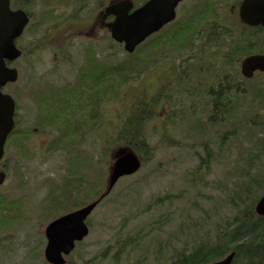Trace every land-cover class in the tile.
Returning a JSON list of instances; mask_svg holds the SVG:
<instances>
[{"label":"rangeland","instance_id":"1","mask_svg":"<svg viewBox=\"0 0 264 264\" xmlns=\"http://www.w3.org/2000/svg\"><path fill=\"white\" fill-rule=\"evenodd\" d=\"M54 1L56 0H36L33 8L36 22L40 20L45 9L58 8ZM111 1L89 0L85 12L80 11L77 17L86 18L91 15L94 7L103 8ZM77 4L80 5L78 1ZM61 9L64 10V15L59 13L58 17L63 21L67 19L63 26L68 28V41H63L62 35L55 33L54 24L57 21L53 20L38 23L36 30L33 29L25 34L22 44L26 45V54L32 46H36L37 50L33 52L31 58L24 56L14 62L20 73V84L24 81V84L35 82L41 87H45L47 83L72 85L75 82V72L83 59L81 49L88 43L96 44L98 53L108 60L121 57L123 47L114 45L113 41L106 38L108 35L102 18L95 31L86 27L83 30L85 32H80L75 27V24L81 22L77 21L80 18L73 19L70 10L65 7ZM61 42L65 43L63 47L67 60V66L63 70L56 68L58 61L51 56V52H48V48L62 49L59 48ZM163 67V65L156 66L144 78L142 76L139 80L130 83L132 88L137 89L142 83L149 92L151 84L153 85L151 88H154L156 83V86L161 85L165 76ZM12 87L10 86L8 91L15 93L17 89L12 90ZM17 104L16 113L22 120L18 126L25 128L23 124L29 125L34 121V109L28 100H21ZM177 106L176 104L178 111ZM198 106L200 111L187 119L184 116L185 121L179 124L177 129L170 128L175 124L169 121L170 116L166 117L162 113L158 115V119L154 118L150 121L147 140L154 147L155 154L149 159L142 158L140 170L131 176L121 178L111 192L92 210L86 220L89 234L71 255L74 264H82L87 260L90 261L88 264H111V260H108L118 248L117 239H124L127 234H148L141 242H137L139 249L132 255L128 264H160L170 256L174 245L179 246L180 228L185 230L192 226V222L198 226V233L201 235L210 237L213 235V225L219 221L217 217L229 214L227 207H220L222 200L233 190L240 199L237 191L245 185V178L240 176L242 172L247 171L253 176L259 169L264 168L260 165L262 161L251 164L246 161L247 157H261L264 154V146L257 144L256 139L253 138H256L257 134L251 130L247 132L248 138H242L241 126L239 134L237 132L229 134L227 128H208L207 132L197 134L191 124L195 120L203 124L205 121L203 112L206 111L201 103ZM118 108L120 103L116 101L107 104L105 106L107 113L103 121L101 119L98 131L86 135L82 143L83 148L92 157L93 170L92 174H89V181L82 184L80 197L76 198L75 192H72V196L76 198L71 197L74 206L64 201L62 205L56 207L54 202L50 213H44L47 204L43 200L47 190L52 188L51 183L54 182L65 188L68 182L64 175L62 152L55 151L47 155L43 151L53 137L50 133L38 131L37 135H31L25 141V147L34 157L27 154L29 158L23 157L24 149L16 151L15 149H19L18 146H9L6 156L13 160L8 163L9 169L5 181L0 186V192L10 193L14 199H22L24 212L20 222L0 227V264H46L39 243L44 242L43 229L47 222L73 207L85 204L103 190L115 147L112 145L110 149L106 148L102 152L101 136L113 133V124L116 123L114 110ZM166 112L170 113L169 108H166ZM108 124L111 127L107 126ZM165 128L173 134L162 136L166 132ZM205 139L209 140V148L213 150L215 158L219 161L213 162L209 168L207 178L211 182L210 186L203 187L194 183L192 185L186 175L197 164L194 151L202 154L197 143ZM193 141L194 146L191 145ZM220 159L223 161L222 164ZM234 167L237 169L233 172ZM69 187H66L67 190ZM213 196L215 199L212 201ZM84 199L87 201L81 202ZM234 211L236 213L238 209ZM158 240L164 244L162 251L157 253V256H160L158 262L154 260L153 254L142 261L144 246H151Z\"/></svg>","mask_w":264,"mask_h":264},{"label":"trees","instance_id":"2","mask_svg":"<svg viewBox=\"0 0 264 264\" xmlns=\"http://www.w3.org/2000/svg\"><path fill=\"white\" fill-rule=\"evenodd\" d=\"M77 1L84 5L88 4L89 0ZM35 2L36 0H18V6L27 8V3L29 5L30 3L35 4ZM50 9H45L46 11L42 12L37 24L56 21L58 15ZM166 41L162 43L159 38L143 41L135 47L132 53L122 50L121 57L114 60L101 57L98 53V46L88 43L81 49L83 59L75 72V82L72 85L47 83L45 87H41L33 82V84H20L19 82L20 85L13 84V87L18 88L15 93L13 92L15 100L17 102L30 101L35 116L32 123L23 124L26 126L25 128L18 126L22 122L21 118L16 119V127L5 142V153L7 154L9 146L13 145L19 147V149H15L16 151L24 149L23 157H34L32 152L25 147V141L31 135L35 136V130H37L50 133L53 136L43 149L45 154L50 155L55 151L63 154L64 175L68 181L66 187H70L68 190L67 188L59 189L58 197H55L52 196L54 182L51 183L52 189L43 200L47 204L48 210L53 208L56 198L58 200L63 198L70 202L71 206H74L75 204L71 203L72 198H75L72 196V192H75L76 198L80 197L82 184L89 181V174H92L93 170L92 157L83 148L82 143L85 141L86 135L98 131L100 121L101 119L103 121L105 113H107L105 106L109 103L116 101L120 103V108L114 110L116 123L113 124V133L101 136L102 152L114 145L115 148H113L118 151L127 149L144 159L152 157L155 154V149L147 140L148 124L154 118L158 119V115L162 113L166 117L170 116L169 121L175 124L170 128L177 129L179 124L185 121V118L192 117L189 111L192 104L188 98L181 100V107L177 106L178 112L176 104L178 105L180 102H176L173 96L183 86L195 88L196 91L208 89L202 84L199 85V80L207 79L206 75H212L213 79H228L232 83L223 82L220 88L212 93L213 108L214 110L222 109L223 116H220V113L207 115L203 124L195 120L191 124L193 130L197 134H203V132H207L208 128H227V133L236 134L237 132L239 134L244 123V128L249 130L250 121L240 119V106L237 102L239 75L232 67L236 48H231L228 51L224 61L229 65L226 67L227 69H224L225 65H217L212 56L202 54L197 63L205 65V68L190 70L192 75L186 83L177 85L180 78L176 74L175 66L177 68L178 53H183V49L176 50L174 47L176 40L173 36H167ZM157 48H162L163 52L161 50L158 52ZM162 65L165 76L161 85L156 86V83L154 88H151L153 86L151 84L149 92L146 91V87L142 83L139 88H132L130 83L139 80L142 76L144 78L156 66ZM207 65H211V67L207 68ZM207 94L211 95V93ZM207 94L205 91L202 92L203 96ZM206 106H211V104L206 102ZM166 108H169L170 113L166 112ZM184 116L186 117L184 118ZM169 125L171 124L169 123ZM164 130L166 132L162 136L173 134L166 128ZM170 137L174 136L170 135ZM171 140L173 139L171 138ZM209 143L207 139L197 143L202 154L194 151L193 155L197 164L186 175L192 185L194 183L196 186H210L211 182L207 178L209 168L213 162L217 163L219 160L215 158L213 150L209 148ZM191 145L194 146V141ZM11 160L13 159L7 157L6 162ZM220 162L222 164L223 161L220 159ZM236 169L237 167H234L233 172ZM242 173L240 176L245 178V185L237 191L240 194V199L233 190L223 199L224 201L222 200L220 207H227L229 214L217 217L219 221L213 225V235L210 237L198 233V226L194 222L191 227H187L185 230L180 228L178 231L179 246L174 245L170 256L160 264H205L218 260L230 252H233L230 264H264V215L258 216L254 212V204L264 192V168L259 169L258 173L253 176L247 171ZM228 174L230 175V173ZM185 181H187L186 178ZM19 182H21L20 177ZM214 199V196L211 197L212 201ZM86 201L84 199L81 202ZM237 209L238 211L235 213L234 210ZM23 212L24 202L22 199L12 198L10 193H0V227L9 226L19 221L23 217ZM147 235L127 234L124 239H117L118 248L113 253L111 264H128L132 255L139 249L136 245L137 242H141ZM163 248L164 244L160 240L157 243L154 241L151 246H144L145 253L142 261L153 254L157 263L160 257L157 256V253L161 252ZM89 262L87 260L82 264ZM66 264L74 263L69 259Z\"/></svg>","mask_w":264,"mask_h":264},{"label":"flooded vegetation","instance_id":"3","mask_svg":"<svg viewBox=\"0 0 264 264\" xmlns=\"http://www.w3.org/2000/svg\"><path fill=\"white\" fill-rule=\"evenodd\" d=\"M148 0H144L145 3ZM186 3L183 5L180 2L176 8L175 13L178 20L175 22L167 23L158 32L151 34L146 40L152 38H159L162 43L167 42V36H173L176 40L175 48L183 49V53H178V65L175 67L176 74L180 78V82L177 85H183L191 77L190 70H202L205 65L197 63L200 60V56L210 55L213 60L217 62V65H225L224 69L229 66L224 63L228 51L231 48H236L237 51L234 54V62L232 67L239 75L238 85H237V102L240 106V119L245 121L249 120V125L251 126V131L257 134L256 139L258 145H264V63H257L253 67H243V61L246 57L251 55L264 56V26L261 24H248L241 20L240 17V3L242 0H185ZM9 8L11 11L23 10L28 17V24L24 28L21 35L15 39V46L21 50L20 57L26 56L31 58L33 56L34 48L33 46L28 49L26 54V45L22 44V39L25 34L31 32V30H36V20L33 13V8L35 4L27 3V8H20L18 6V0H8ZM55 6L58 8L50 7L54 13L59 16L64 15V10L61 7H65L70 10L71 18L76 19L80 11L85 12L87 7L86 4H81L78 6L77 0H56ZM79 3V2H78ZM133 3H135L133 1ZM75 7H77L75 9ZM137 7L134 5L133 8ZM91 11V10H90ZM101 18H105V25L107 26L111 16H105L100 6L94 7L91 11V15L80 18L81 21L75 24V27L83 31L86 27L90 29H97L99 23H101ZM64 21L60 17L56 18V23L54 24L55 33L62 35L61 39L68 41V35ZM89 29V30H90ZM35 32V31H34ZM87 35V34H85ZM30 36V35H29ZM225 36V38H223ZM85 38L84 36H82ZM31 44V43H30ZM62 49L58 48H48V52H51V56H54L58 63L56 68L63 70L67 66L66 52L63 47L65 43H60ZM23 45V46H22ZM163 52L162 48H157V51ZM18 57V58H20ZM17 60V59H16ZM14 60V61H16ZM14 61L7 62L8 67L13 66ZM200 65V66H198ZM221 65V66H222ZM210 68L211 65H207ZM18 71V67H16ZM19 72V71H18ZM195 76V75H194ZM206 78L199 80V85L208 87L202 91H196L192 88H182L178 89V92L173 96L174 100L179 103V108L181 105V100L188 98L191 102V107L189 109L190 113H197L199 109L198 103L203 102V107L207 108L209 115L223 116L222 109L214 110L212 93L219 89L223 82L232 83L231 80L223 78H212V75H206ZM208 76H210L208 78ZM196 77V76H195ZM34 83V82H33ZM7 88V87H6ZM9 88V87H8ZM12 90L18 88L12 87ZM211 93L206 96L202 95V92ZM206 102H209L211 106H206ZM222 103V102H221ZM245 124V123H244ZM242 127L241 137L248 138V134ZM248 163H260L264 162V154L257 158H248ZM7 171L6 163H0V170ZM46 242V240H45ZM67 257V256H64Z\"/></svg>","mask_w":264,"mask_h":264},{"label":"water","instance_id":"4","mask_svg":"<svg viewBox=\"0 0 264 264\" xmlns=\"http://www.w3.org/2000/svg\"><path fill=\"white\" fill-rule=\"evenodd\" d=\"M181 0H148L139 7L132 9L131 0L111 2L104 7V14L112 16L109 24L110 37L123 43L126 52L134 48L151 33L159 30L164 24L174 19L175 6ZM241 20L248 24L264 26V0H242L240 4ZM28 17L23 10L11 11L8 0H0V159L3 146L8 134L14 127L15 103L13 98L1 91L7 82L17 79V70L7 66L8 61L20 55L15 46V39L22 33ZM264 63V57L251 55L244 59L243 67H253ZM140 167V160L131 151H121L116 154L111 163L107 179V189L100 196L106 195L117 179L124 175L135 173ZM5 173L0 171V184L4 181ZM97 200L85 206L64 214L49 222L44 234L47 239L44 248V258L51 264H63L62 254H68L76 241H81L88 234L85 218L95 207ZM255 213L264 215V193L255 204ZM233 252L225 257L207 264H230Z\"/></svg>","mask_w":264,"mask_h":264}]
</instances>
